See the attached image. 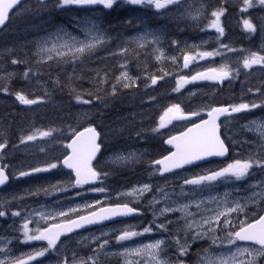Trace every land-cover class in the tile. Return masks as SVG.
Instances as JSON below:
<instances>
[{"label":"rangeland","instance_id":"374dc122","mask_svg":"<svg viewBox=\"0 0 264 264\" xmlns=\"http://www.w3.org/2000/svg\"><path fill=\"white\" fill-rule=\"evenodd\" d=\"M56 1L58 2V0ZM220 2L225 7V4L234 5L237 0H221ZM252 5L254 6V4ZM58 6L60 8V13L55 22H51L49 27H40L35 31L33 30L27 35L28 38L18 41V44L27 45L30 39L29 43L33 44L32 53L36 63L55 62L65 58L76 61L85 55H91L90 61H98L105 57H111V59H113L111 63L113 67L110 65L109 69L112 68L114 70L113 72L111 71V78L114 76L116 79L121 76L123 72H127L128 76L131 77V80H121L120 83H117L116 79L114 85L121 84V86L125 88L123 84L127 82L130 83V87L135 86L139 88L140 86V90L137 91V97L142 99L134 105V108L112 114L110 115L112 117L109 118V121L102 122L101 129L104 138L102 139V143L104 146L107 144V151L97 163L101 171L107 173V176L100 180L99 184L91 186L90 188H80L78 191L74 188L71 191L72 185L70 183L73 184L71 174L67 171L62 172L60 166L49 171L39 172L34 176L31 174L19 177V172L21 171L27 172L32 168L44 167L48 163H58V165H60V163L57 162L58 160L56 161V157L60 154L63 156L65 151L57 152L58 141H43L47 138L44 137L39 138L42 140L41 143H43V145L39 144V146H37V148L42 150L41 155L35 154L32 160L23 161L20 165H18L17 162L11 164L14 168L8 171L15 180L6 188V194H4L5 196L16 199L24 196L28 192L38 190L44 191V189H47V187L52 184L48 178H55V174L60 173L61 177L56 178V183L63 186V192L67 191V193L63 196V200L58 206L41 207L36 210L29 209L28 207L26 208V212L21 214L19 220L24 222V218L27 217L33 222L39 220V223L35 222L36 224L46 225L52 222L53 218H63L66 220L92 211L99 206L114 203H129L146 210L147 215L144 219L134 218L121 223L119 222L93 229L88 232H81L67 238L61 244V249L63 250L62 258L55 260L54 264H63L65 259L68 260L69 264H72L74 254L77 261L80 259L88 260V257H94L98 259V264H126V259H135L138 261V264H148L147 259L143 257L125 258L118 255V253L122 252L125 248H136L159 239H164L166 244L169 243L170 247L174 248L172 259H170L169 256L163 257L164 259H168L171 264H178L179 260H183L184 264H187L184 257H176L178 253L176 244L173 240L167 239L165 236L154 237V234L149 232L119 243L116 241L115 237L120 235L121 230L129 226H131L130 230H139L142 232L144 227L153 226V221H155V225L172 221L171 224H168V230L173 227L172 232L175 233L177 229H181L179 237H184L181 243L187 242L193 245L196 242L204 240L212 243L210 236L222 233L221 236L225 237L227 232L236 230L241 222L247 221L250 214H257L259 212L264 202V197L260 195L264 193V168L260 167L251 169L249 178L239 181L234 178L227 181H217L203 190L194 188V186L191 185H184V192L193 193L191 197L182 196L180 193L181 185H183L185 178L202 175L209 170H218L235 159H246L250 155L256 158H264V139L260 137L255 131V126L251 124L252 121L264 123L263 120L246 118L240 121L239 119L231 118L226 121L227 136L233 146V154L226 161L216 164L210 162L200 167L186 169L183 172L171 173L165 176H160L158 174L159 167L152 163L167 152V148L163 144L164 138L184 128L188 124L185 122L198 116L191 115V113L198 112L199 116H201L203 110L206 108L207 104H209V100L212 99V94L209 92L204 94V89L200 85L191 87L183 86L179 91H174L173 89L177 87V81L180 77L191 76L194 73L207 69L209 66H218L220 68L222 65H227L228 68H234L236 60L240 58L235 51H228L227 49L220 48L219 51L222 53L221 55H214L203 59L197 58L189 64V68H183L182 63L184 61V55L213 52L216 51L215 48H218L219 44L228 45L230 48L235 49L232 45L233 36L226 34L220 38L218 35H211L208 33L203 35L194 33L197 36H185L181 38L182 42H180L178 37H164L162 35L159 40H166L170 45L167 48L171 49V51H167L163 50L157 43V36L154 30L155 23L153 21L154 6L147 4L132 5L127 3L126 0H117L111 9L105 8L103 5L68 4L60 6L58 4ZM203 7L204 4L202 2L201 7L191 14L189 12L183 14L190 17V22L195 23L203 17ZM143 13L146 15H143ZM118 17L120 21H116ZM221 17L223 18L224 25L225 22L230 27L234 25V16L231 17L227 15L225 10ZM107 18H109V21H107ZM225 18H228V20L225 21ZM141 21L145 26L139 23ZM65 32L76 36L80 40L86 39L90 32L91 34L100 32L103 33L104 43L91 52L84 53L77 59H73L70 54L63 58L57 57L55 53H52V59H48L47 53H39V48L42 46L48 48L52 47L53 41L49 39L50 37H54L57 33L63 36ZM141 37H143V39H141ZM45 40L49 42L44 44ZM59 42L62 43L63 41ZM122 49L126 51H122ZM63 51L66 52L67 50L64 49ZM157 57L160 58L157 59ZM173 58H175V60ZM149 63H152V66L141 70L140 73L135 71L132 72V68H136L135 65L139 68V65L146 66ZM14 72L13 69H10V71H0V76L11 78ZM165 73L168 75H165ZM161 76H163V79H158L157 84H151V77ZM34 79L37 84L43 83L41 79ZM109 88L113 92V85ZM174 104L180 105L182 112L187 118L173 119L171 123H167L166 117L165 127L158 128L161 122V116L164 115L166 109ZM35 105L41 106V100L35 103ZM58 105L61 106V101L51 103L53 107ZM93 110L94 107L83 109H79V107L74 108L76 115L80 114V116H76L79 121L85 120L87 116L93 113ZM116 122L117 125H114ZM250 127L252 128L251 131L249 130ZM153 129L158 130L153 131ZM252 135L255 136V139H253ZM237 137L246 144H237ZM20 149L23 153L26 152V155H29L33 147H24ZM18 151L19 149L14 151V153ZM12 154L9 153V156ZM61 156H59V158ZM117 157H124V159L117 160ZM96 169L98 170L97 167ZM144 184L151 185L152 191L145 193L138 202L133 196L123 195L130 192L133 188L140 187ZM93 188H103L106 191H92L91 189ZM160 188L170 194L169 200H164L163 194L158 191ZM77 193H79V195H77ZM226 193V198L230 206L233 201H239L241 204L246 205L244 211L233 213L229 217L232 222L231 226L226 227L222 225L221 230L217 233H210L209 236L202 237L198 240H192L191 233L186 236L182 231L184 221L178 220L181 217L180 212H175L177 215L169 212L165 215L166 219H162V216L158 215L159 209L166 206L176 207L179 204L188 203L190 198L196 200L203 199L206 203L203 205L202 209L196 210V208H194L191 210L197 213L196 219L199 220L201 216L212 215L217 209V204L210 202L209 198L217 197L220 201H223ZM153 196L160 201V203L155 206L149 204ZM96 201H99L100 204L96 205ZM86 204L94 206L85 208L84 205ZM154 207L157 213L155 217ZM69 209H77V211L68 212ZM205 209L210 211H205ZM61 211L68 212V216H56V213ZM38 212L50 214L52 218L43 220L33 215V213ZM221 220H223V217ZM143 221L145 222L141 226ZM177 221H179V223H177ZM206 228L207 226H205V229ZM97 237L99 239H96ZM104 240L109 241L108 245L98 252H94ZM225 244L226 241L224 243L218 241L215 244L218 248L210 246L207 250L214 256H227L230 252H234L232 249H228L229 247L225 246ZM3 245V243L0 244V246ZM206 247L207 246L203 247L201 251L205 250ZM204 256V251L203 253H199V259L196 260L197 264H200V260ZM5 257L10 258V255L0 253V258ZM88 264H91V261H88Z\"/></svg>","mask_w":264,"mask_h":264},{"label":"snow or ice","instance_id":"6c2138e0","mask_svg":"<svg viewBox=\"0 0 264 264\" xmlns=\"http://www.w3.org/2000/svg\"><path fill=\"white\" fill-rule=\"evenodd\" d=\"M117 0H58L60 6L68 4L76 5H103L105 8L111 9ZM127 3L132 5H142L147 4L154 6L155 9H166L169 5L179 3V0H126ZM22 0H0V29H2L7 22L10 20V10L16 8ZM260 5H264V0H258ZM243 9L246 11L252 6L251 0H243ZM224 9L220 8L211 13L214 19L211 21L210 27L215 28L220 36H223L224 29L220 24V17L223 15ZM19 15V12L17 13ZM244 26L250 32H255V26L250 22V20H244ZM264 30V29H262ZM52 40V47H40L39 53H47L48 59H52V53H55L57 57H65L71 55L73 59L79 58L86 52H91L98 46L104 43L103 33L97 32L95 34H89L84 40L78 39L76 36L65 32L63 36L57 33L54 37H50ZM143 39V37H141ZM59 41H63L60 43ZM49 41L45 40L44 44ZM143 46V45H141ZM221 48L227 49L228 51H235V49L230 48L228 45H220ZM66 49L67 51H63ZM122 51H126L123 50ZM264 51V49H261ZM219 50L213 52H200L197 55L185 54L184 67L187 68L189 64L199 58L203 59L205 57H210L214 55H221ZM160 57H157L159 59ZM175 60V58H173ZM13 64L18 63V61L13 60ZM253 65H264V55L259 53H251L243 58L242 66L246 69L252 68ZM30 71V70H29ZM29 72L24 73L25 78H27ZM165 75H168L165 73ZM232 75V71L227 65H222L219 69L209 68L204 72H197L195 75L189 77H180L177 81V87L173 89L174 91H179L185 84L195 82L197 80H210V81H223ZM117 83L121 80L129 81L131 77L128 76L127 72H123L121 76L117 77ZM158 79H163L161 77H151V84H157ZM125 88L130 87V83L125 82L123 84ZM7 90L6 88L4 89ZM116 92V86L113 85V94ZM17 99L26 105L35 104L38 99H29L23 93H16ZM99 99L100 97H95ZM78 102L90 103L91 101L83 100L81 95L76 96ZM264 106L257 103H240L238 105H228L220 107H211L207 112L208 119L201 120L200 123L194 124L191 128H188L186 132L181 133L179 136L170 137L166 143L174 145L175 151L171 152L169 155L164 156L162 159L153 161L154 165H158V171L161 175L165 172H172L174 169L183 168L185 165L195 164L197 161H202L207 157L213 156H225L229 149L226 146L223 139L219 134L220 125L217 123L221 116L230 117L234 113H241L243 111H249L254 108ZM191 115H199L198 112H193ZM167 117V123H171L173 119H186L187 116L182 112L179 104H174L166 109L163 116L160 118V124L158 128L165 127V118ZM255 126V131L264 139V123H257L256 121L251 122ZM72 132L71 142L66 145L70 149V153L66 155L62 161V164L69 169H72L75 173V179L73 186H79L84 184H90L91 182L102 180L107 173L97 171L92 166V161L96 157L97 153L100 151L101 145L97 142L99 133L96 131L95 127L85 128L83 131H76L70 129ZM158 129H153L157 131ZM251 131L252 128L250 127ZM56 131L55 129H48L45 131L37 130L36 133L30 134L21 140V143L27 141H35L38 138L50 137ZM7 146V142L0 143V150H4ZM117 160L124 159V157H117ZM58 163H48L44 167H36L30 169V171L19 172V177L28 176L33 173L45 172L51 169L57 168ZM6 165L0 166V186H3L9 180V176L6 174ZM254 167L264 168V158H256L250 155L246 159H235L226 166L219 168L218 170H209L205 174L196 175L191 178H185L183 185H181L180 195L185 197H191L193 193L184 192V185H191L197 189H205L210 187L213 183L217 181H227L233 178L237 181L242 180L250 175V170ZM55 188V186H53ZM57 191L61 190L59 188ZM92 191L104 192L103 188H93ZM39 191V190H38ZM34 193V194H38ZM47 192V189H44ZM152 191V186L149 184H144L140 187L133 188L130 192L123 195L133 196L138 202L140 198L147 192ZM160 193L163 194L165 201L170 199V194L165 192L164 189H158ZM79 195V193H77ZM264 197V193L260 194ZM227 193L225 194V199L220 201L217 197H210V202L217 204V209L210 216H201L199 220L196 219L197 213L190 211L191 207H195L200 210L206 203L205 200H196L193 198L189 199L188 203L179 204L176 207L166 206L159 209L158 215L165 216L167 213L180 212L181 217L184 221V227L182 231L187 236L191 233L192 240H198L202 237L209 236L210 233H214L221 230V225L231 226V220L229 217L233 213L243 212L246 205L241 204L239 201H233L231 206L227 200ZM160 201L153 196V199L149 201V204L155 206L159 204ZM100 202L96 201V205ZM94 205H84L85 208L93 207ZM3 207V205H0ZM77 209H69L68 212H76ZM205 211H210L205 209ZM68 212H57L56 216L67 217ZM6 211L0 210V217L6 215ZM13 216H20L19 211H13L11 213ZM133 214H142L140 209L137 207L130 206L129 203L117 204L115 206L101 207L97 211H91L88 215L78 216L77 219H66L58 224H51L45 228L31 229L29 224L32 222L27 217L24 218V222L21 225L20 231L23 233V240L21 243L28 244L32 241H47V247L40 249H35L32 252L22 254L21 257L17 258H0V264H30L31 261L38 260L39 257H44L46 253L50 250L57 248V242L60 240L62 235L73 232L75 229L84 227L85 225L99 223L104 220L112 219L113 217L130 216ZM33 215L38 216L40 219L49 220L51 219L50 214L44 212L33 213ZM157 215L154 207V217ZM223 217V220L221 218ZM39 223V220L35 221ZM172 221H167V223L155 225V221L152 222L153 226L157 229L168 232V224ZM179 223V221H177ZM153 226L144 227L143 231L130 230L131 226L120 231V235L116 236L115 239L119 243L121 241L131 240L133 237L142 236L145 233L153 231ZM205 226L207 228L205 229ZM181 229H177L175 233H169L170 237L177 246L178 256L182 257L188 254L189 247L187 242L181 243L179 238V232ZM2 239V238H0ZM96 239H99L98 237ZM213 244L218 241L221 243H226L228 245H236L237 242H253L259 245L258 249H253L249 247H236L235 252H230L227 256L217 255L214 256L208 252L207 249L204 250L205 256L201 258L200 264H257L258 257H264V215H261L259 219L254 220L252 223L247 221L241 222L238 230L229 231L226 236L221 240L219 237L210 236ZM11 241H9L10 243ZM109 241L104 240L103 243L99 245L97 250L105 248ZM166 241L164 239L155 240L152 243L140 245L136 248H125L118 255L125 258L128 257H143L147 259L148 264H171L168 259L162 258V253L164 252V245ZM6 247L0 246V253L5 252ZM10 251V250H7ZM98 264V259L94 257H88V260L80 259L77 261L75 254L73 255L72 264ZM63 264H69L68 260L65 259ZM126 264H138L135 259H126ZM178 264H184L183 260H179Z\"/></svg>","mask_w":264,"mask_h":264},{"label":"trees","instance_id":"16d2710c","mask_svg":"<svg viewBox=\"0 0 264 264\" xmlns=\"http://www.w3.org/2000/svg\"><path fill=\"white\" fill-rule=\"evenodd\" d=\"M59 13L56 0H26L0 31V71H15L11 78L0 76V143L7 142L6 148L0 150V166L6 165L7 170L14 168L11 165L13 162L20 165L23 161L32 160L35 154L41 155L42 150L37 146L43 143L39 138L21 143L24 137L37 130L55 129L43 141L57 140V152L66 151V142L72 136L70 129L77 131L89 125L101 128L102 122L109 121L112 117L110 115L132 109L142 99L137 97L140 86L123 88L118 84L115 85V94L110 90L109 87L116 81L114 76L111 78V71L114 70L109 69L110 65L113 67L111 57L90 61L91 55H85L76 61L65 58L55 62L36 63L30 39L27 45L18 44V41L28 38L27 35L33 30L49 27L59 17ZM116 21H120V18ZM13 60L18 63L13 64ZM151 66L152 63L139 65V68L135 65L132 72L140 73ZM26 71L29 72L27 78L24 76ZM34 78L41 79L43 83L37 84ZM18 92L29 99L39 98L42 105L21 103L16 96ZM78 94L83 100L91 102H78ZM97 96L100 98L96 99ZM58 101H61V106H51V103ZM75 107H94V110L85 120L79 121L76 116L80 114L76 115ZM24 147H33V150L26 155L20 149ZM9 153L14 154L9 156Z\"/></svg>","mask_w":264,"mask_h":264},{"label":"flooded vegetation","instance_id":"af4514ba","mask_svg":"<svg viewBox=\"0 0 264 264\" xmlns=\"http://www.w3.org/2000/svg\"><path fill=\"white\" fill-rule=\"evenodd\" d=\"M221 0H179V3L169 5L166 9H154L153 8V21H154V30L155 35L157 36V43L158 46H161L163 50L171 51L169 47V43L166 40L160 41L159 38L163 35L164 37L174 36L178 37L179 41L182 42L183 37H187L190 35L197 36L194 33L203 35L205 33L211 35H219L215 28L210 27L211 21L214 19L211 13L215 10L223 8L227 15L231 17L234 16L235 23L233 26H229L226 22L225 25L223 23V18L220 17V24L224 29V34L233 36L232 45L235 48V52L237 53L240 58L236 60V64L234 65V75L232 74L229 78L225 79L222 82L219 81H210V80H202L200 82H191L185 84L184 86H194L200 85L203 87V93L207 94L208 92L215 96L217 100L212 102V106L214 105H238L240 103H257L264 105V65H253L252 68L246 69L242 66L243 58L245 56L250 55L251 53H259L264 55V5H260L258 0H252L251 3L254 4L249 7L246 11H242L244 5L243 0H237L234 5L225 4V7L221 4ZM204 4L203 9V17L196 21L195 23L190 22V17L184 15L183 13L189 12L190 14L201 7V4ZM190 10V11H189ZM250 20V22L255 26L256 31L250 32L244 26V20ZM225 21L228 18L224 19ZM222 36H220L221 38ZM217 45V43H216ZM221 44H219L216 50H219ZM174 46V45H173ZM212 46V44H211ZM237 56V57H238ZM189 68V67H187ZM209 68H217L218 66H209ZM193 75V74H192ZM191 75V76H192ZM190 75L186 77H191ZM210 106L207 110L205 109L204 112L207 111L212 107ZM207 108V107H206ZM239 119L240 121L245 120L246 118L251 119H260L264 121V106L251 109L249 111H243L241 113H234L230 117H227L221 120V131L225 133L226 130V121L228 119ZM253 136V135H252ZM255 139V136H253ZM237 144H246L245 142L239 140L237 137ZM38 173L32 174L37 175ZM16 176V175H15ZM264 176V171H263ZM60 173L55 174V178L50 177V182L52 183L47 187L48 191H32L28 192L24 196L20 198L14 199L10 196H5L6 188L15 180L13 176L10 177L9 184L0 189V210L6 211V215L4 217H0V244H4L3 246L6 247V251L2 252L1 254H9L10 258H17L21 257L22 254L32 252L35 249H40L43 247H47V241H32L28 244L21 243L23 240V233L20 231L21 225L23 224L22 220H19L20 216H13L11 213L13 211H19L21 214L26 212V208L29 209H39L41 207H56L58 204L63 200V196L67 193L63 192V186H60L56 183V178H60ZM247 176L246 178H249ZM244 178V179H246ZM243 180V179H242ZM54 182V183H53ZM55 186V188L53 187ZM72 187L71 191L75 188L78 191L80 188H87V187ZM59 188L61 190L57 191L56 189ZM5 193V194H4ZM66 199V198H64ZM36 202L35 205H30L31 203ZM115 204V203H114ZM136 207V206H135ZM142 214H139L138 217L140 219H144L147 215V212L144 208L138 207ZM196 208L195 206L191 207L192 209ZM264 208V202L261 205L259 212L257 214H250L249 219L247 220L248 223L253 222L254 220L258 219L262 213ZM196 210H198L196 208ZM177 215V213H174ZM162 219H166V216H162ZM134 219V218H132ZM32 221L31 219H29ZM53 221L46 224H36L35 222H31L29 227L31 229L36 228H45L50 226L51 224H57L64 221L63 218L60 219H52ZM131 219L120 220L112 224L121 223L124 221H128ZM179 221L182 219H178ZM145 221L141 223V226L144 224ZM182 224V223H181ZM180 224V225H181ZM111 225V224H110ZM107 225H103L100 227H104ZM100 227L84 230L81 232H88L93 229H97ZM172 228L168 230V232H164L163 230L156 229L153 226V231L150 233L154 234V237H167V239H171L169 233L172 232ZM222 228V225H221ZM239 227L236 229L238 230ZM139 231V230H137ZM220 231V230H218ZM216 231L215 233H217ZM77 232L66 237H60V240L57 242V248L50 250L44 257H39L36 261H31L30 264H54V261L58 258H62L63 250L61 249V244L67 238L72 237L73 235H77ZM221 234H215V237L221 238L223 240V236ZM181 241H183L184 237H179ZM9 241H11L9 243ZM190 245V244H188ZM207 246L205 249L209 248L210 246H215L218 248L217 245L208 242L207 240L196 242L193 245H190L188 254L184 257L185 262L187 264H197L196 260L199 259V253H203L204 250L201 251L203 247ZM225 246L229 247L228 249H232L234 252L236 247H249L253 249H258L260 246L254 244L253 242H237L236 245H228L227 243ZM170 244L167 243L164 245V252L162 253L163 257H170L172 259L174 254V248H169ZM10 250V251H7ZM178 258V253L176 254ZM180 257V256H179ZM181 258V257H180ZM257 264H264V257L257 258Z\"/></svg>","mask_w":264,"mask_h":264},{"label":"water","instance_id":"95a60500","mask_svg":"<svg viewBox=\"0 0 264 264\" xmlns=\"http://www.w3.org/2000/svg\"><path fill=\"white\" fill-rule=\"evenodd\" d=\"M24 0H22V2H23ZM21 4V3H20ZM19 4V5H20ZM18 5V6H19ZM17 6V7H18ZM16 7V8H17ZM16 8H14V9H16ZM13 9V10H14ZM13 10H10V13H9V15L12 13V11ZM7 24V23H6ZM1 30V29H0ZM222 117H225V116H221L219 119H221ZM206 119H208V117L206 118ZM206 119H203V120H206ZM201 121V120H200ZM200 121L199 122H197V123H195V124H198V123H200ZM219 121V120H218ZM218 121H217V123H218ZM194 124H192V125H190L189 127H187L184 131H182V132H180V133H176V134H174V135H172L171 137H173V136H179L181 133H184V132H186L187 131V129L188 128H191L192 126H193ZM86 128H88V127H86ZM85 129V128H84ZM84 129H81L80 131H83ZM219 134H220V127H219ZM170 137H168L166 140H165V144L167 145V146H169V147H171V148H173V150H172V152L173 151H175V147H174V145H170V144H167L166 143V141L169 139ZM72 139V138H71ZM71 139L69 140V142L68 143H70L71 142ZM98 139H99V137H98ZM97 142H98V140H97ZM70 149H68V154L70 153ZM99 153V152H98ZM98 153H97V155H98ZM67 154V155H68ZM170 154V153H169ZM168 154V155H169ZM97 155H96V157H97ZM227 155H228V153L225 155V156H222V157H220V156H213V157H207V158H205L204 160H202V161H197V162H195V164H191V165H185L184 167H189V166H193V165H197V164H199V163H201V162H203V161H206V160H208V159H211V158H225V157H227ZM167 156V155H166ZM96 157L93 159V161L96 159ZM64 159V158H63ZM162 159V158H161ZM63 161V160H62ZM93 161H92V163H93ZM64 166V165H63ZM66 169H68V170H71L73 173H74V171L72 170V169H69V168H67L66 166H64ZM181 169V168H180ZM174 170H177V169H174ZM165 173H167V172H165ZM74 175H75V173H74ZM8 182V181H7ZM94 182H96V181H94ZM94 182H91V183H94ZM4 186V185H3ZM2 186H0V188H1ZM111 206H115V205H111ZM104 207H109V206H104ZM98 210V209H97ZM97 210H95V211H97ZM86 215H88V214H86ZM136 215H138V214H133V215H130V216H122V217H113L112 219H109V220H104V221H101V222H99V223H94V224H89V225H85L84 227H82V228H79V229H75L73 232H75V231H78V230H82V229H85V228H88V227H92V226H96V225H100V224H104V223H108V222H112V221H115V220H118V219H121V218H127V217H132V216H136ZM84 216V215H83ZM74 219H77V218H74ZM72 233V232H71ZM67 234H69V233H67ZM67 234H65V235H67ZM65 235H62V236H65ZM61 236V237H62Z\"/></svg>","mask_w":264,"mask_h":264},{"label":"bare ground","instance_id":"6f19581e","mask_svg":"<svg viewBox=\"0 0 264 264\" xmlns=\"http://www.w3.org/2000/svg\"><path fill=\"white\" fill-rule=\"evenodd\" d=\"M36 204V202H33V203H31L30 205H35Z\"/></svg>","mask_w":264,"mask_h":264}]
</instances>
